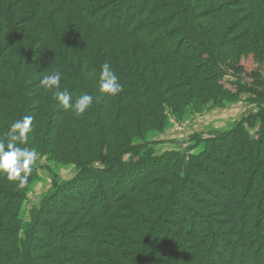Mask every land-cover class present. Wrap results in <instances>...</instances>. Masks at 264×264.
<instances>
[{"label": "trees", "instance_id": "trees-1", "mask_svg": "<svg viewBox=\"0 0 264 264\" xmlns=\"http://www.w3.org/2000/svg\"><path fill=\"white\" fill-rule=\"evenodd\" d=\"M104 63L117 95L100 91ZM262 66L264 0H0V138L31 116L19 146L75 168L67 180L50 168L29 220L38 160L23 189L0 173V264H264ZM65 89L93 104L65 110ZM245 96L256 114L229 131L157 150L168 128Z\"/></svg>", "mask_w": 264, "mask_h": 264}, {"label": "rangeland", "instance_id": "rangeland-1", "mask_svg": "<svg viewBox=\"0 0 264 264\" xmlns=\"http://www.w3.org/2000/svg\"><path fill=\"white\" fill-rule=\"evenodd\" d=\"M233 63L244 66L249 74H252L258 68H260V66H258V64L252 58L249 57H242L240 59L239 58L235 59ZM261 70L264 72V66L261 67ZM250 102L251 100H248V98L245 96L239 102L227 105L225 107L214 108L209 112L197 116L196 118L193 119L189 118L186 121H184L182 124L173 125L172 127L168 128L164 134L157 136V141L159 140L161 141V143L158 142L156 146L157 150L169 151L175 149V150L185 151L187 147L193 144V142H190V140L193 138H197V140H199L200 138L203 139L209 135L213 136L229 131L231 128L235 127L238 122L241 121L243 116L248 111L250 113L256 114V112L254 111L255 105L252 104V102L251 103ZM258 126L259 125H256L255 129H258ZM229 149L232 150L233 148L229 147ZM37 160H38L37 164L40 166L39 169L40 178L42 179L33 186L29 198L24 205L23 215H25L27 220L30 219V210H32L33 207L39 205L40 202L52 192L51 180H50V168L55 169V171L59 174L60 179L62 180L70 179L74 175L75 168L73 166L55 165L52 162L50 163L49 161H47L46 158L38 157ZM45 166L48 168H46ZM217 191L218 190H216V192ZM222 193L225 194L224 191H222ZM211 198H213V196H211ZM194 206L196 207V205ZM134 213L135 212H133V214ZM176 213H177L176 215H172L169 217L172 219V226L168 225L170 230L174 233L179 231L180 220L178 217L179 215H183L181 211H177ZM127 214L129 213L127 212ZM134 215H138L135 216V218L137 219L138 217L137 220L139 222H142L143 219H145V217L147 216V213L144 212L143 215L139 213H135ZM131 219L132 218H128L127 220L131 221ZM137 220L132 222H137ZM120 227L121 229H123L122 225ZM134 228H136V226L132 227V230ZM125 230H127L126 227ZM129 230H131V228H129ZM53 240L55 242H58L57 238L54 236L52 237V241L45 240V242L47 244L52 245ZM143 243L144 241L141 244L138 243L133 245L132 247L133 250L135 251L139 250V248L143 246ZM63 246H67V245L63 244ZM215 250L218 253H222L221 252L222 249L220 248V245H217Z\"/></svg>", "mask_w": 264, "mask_h": 264}, {"label": "clouds", "instance_id": "clouds-1", "mask_svg": "<svg viewBox=\"0 0 264 264\" xmlns=\"http://www.w3.org/2000/svg\"><path fill=\"white\" fill-rule=\"evenodd\" d=\"M99 79L100 91L103 93L114 96L122 90L119 77L108 63L102 65ZM41 83L47 89L59 88L61 74L54 72L46 76ZM56 98L65 110H73L77 115L84 114L94 101L92 95L83 94L73 104L72 95L67 89L57 92ZM32 124L33 117L24 116L11 124L6 141L0 138V173H5L9 181H18L17 187L20 189L28 184L38 155L35 149L19 146L26 142L28 133L32 131Z\"/></svg>", "mask_w": 264, "mask_h": 264}]
</instances>
